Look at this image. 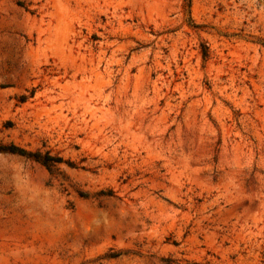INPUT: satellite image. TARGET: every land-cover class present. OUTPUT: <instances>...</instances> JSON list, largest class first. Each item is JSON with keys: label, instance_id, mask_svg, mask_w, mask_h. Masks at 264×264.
<instances>
[{"label": "rangeland", "instance_id": "1", "mask_svg": "<svg viewBox=\"0 0 264 264\" xmlns=\"http://www.w3.org/2000/svg\"><path fill=\"white\" fill-rule=\"evenodd\" d=\"M0 264H264V0H0Z\"/></svg>", "mask_w": 264, "mask_h": 264}, {"label": "trees", "instance_id": "2", "mask_svg": "<svg viewBox=\"0 0 264 264\" xmlns=\"http://www.w3.org/2000/svg\"><path fill=\"white\" fill-rule=\"evenodd\" d=\"M187 2H188V6H190L191 5V0H187ZM202 55H203L204 58L207 57V52L205 50H203L202 51ZM13 148H15V149H10L11 152L24 155V156H26L28 158H32V159L42 163L43 165H45L49 169H51L57 163L62 161L61 157H58V156H55V155H51L48 150L43 152L40 149H37V150H34V151H28L26 149H16V147H13Z\"/></svg>", "mask_w": 264, "mask_h": 264}]
</instances>
